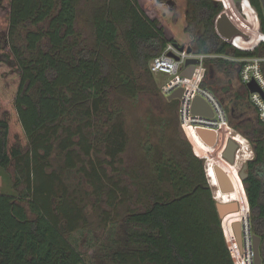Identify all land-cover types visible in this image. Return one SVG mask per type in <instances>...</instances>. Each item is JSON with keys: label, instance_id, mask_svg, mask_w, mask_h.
Masks as SVG:
<instances>
[{"label": "trees", "instance_id": "16d2710c", "mask_svg": "<svg viewBox=\"0 0 264 264\" xmlns=\"http://www.w3.org/2000/svg\"><path fill=\"white\" fill-rule=\"evenodd\" d=\"M82 1L0 0V33L5 36L0 42V167L25 164L35 214L30 218L15 195L0 192V264H87L64 236L53 205L58 177L48 172L47 161L56 142L70 167L75 165L73 152L90 157L101 146L104 157L87 174L102 186L104 165L120 161L129 140L117 97L140 100L152 93L167 112L178 113L180 100L161 94L150 63L169 43H179L150 6L144 0H99L92 39L78 26ZM250 3L264 32L261 1ZM187 8L191 26L186 31L193 35L194 52L229 57L209 58L206 64L220 71L238 66L240 71L242 63L230 58L264 57V40L248 50L216 32L221 3L187 0ZM214 84L204 79L201 86L213 89ZM2 93L10 96V106ZM245 93L241 102L225 109L229 124L253 146L243 185L264 264V126L257 114L245 115ZM168 120L156 119L161 134L153 143L145 140L144 156L123 169L124 190L115 182L109 189L111 199L119 189L127 195L128 240L138 248L132 255L117 253L119 262L236 264L205 159L187 139L167 134ZM61 132L68 138H60ZM63 211L74 231L75 214Z\"/></svg>", "mask_w": 264, "mask_h": 264}, {"label": "rangeland", "instance_id": "374dc122", "mask_svg": "<svg viewBox=\"0 0 264 264\" xmlns=\"http://www.w3.org/2000/svg\"><path fill=\"white\" fill-rule=\"evenodd\" d=\"M144 1L150 6L162 24L174 35L179 44L188 46L192 43L193 35L188 33L185 27L184 5L179 3V8L175 10L166 2L160 0ZM219 1L224 9L219 15L223 17L221 19L219 18L218 25L220 31H217V25H215L216 32H219L220 34H218L224 40L231 39L233 34L226 31L224 27L220 25V21H224L226 16L231 19L233 18V20L245 30L244 34L235 41V45L242 49H253L261 40V36L257 31V21L255 20L253 9L244 2L246 0ZM178 2H181V0H178ZM80 6L83 9V14L80 16L78 26L83 28L88 36L94 39L93 22L96 10L100 9L99 0H89L88 2L83 0ZM244 18H246V21ZM217 21L218 19H216V22ZM0 42H5V36L1 33ZM237 67L238 66L228 67L227 70L220 71L214 64H207L205 79L207 82L215 81L213 89L211 88V90L222 101L226 109L233 108L236 103L242 101V98L245 97L246 94L240 80V71H238ZM154 77L160 88L170 79V75L162 72L154 73ZM161 94H163L162 91ZM2 97L3 103L10 106V96L2 93ZM115 104L123 106L124 108L123 119L129 135V140L121 160L116 161L113 165L107 163L104 165L106 167L107 176L101 182L102 186H100L99 183H92V180L87 174L95 161L98 158L104 157L101 146L98 147V152L93 151L90 157L85 154L77 155V153L75 154V152H73L72 158L74 159L75 165L70 167L64 151L56 142L47 161L49 166L48 172H54L58 177L53 205L57 206L55 210H57L56 212L59 216L60 228L64 236L81 254L87 264H120L117 253L123 252L132 255V253L138 249L137 246H134L128 240V235L131 230L127 224L129 213L128 202L126 201L127 195L119 189L116 198L111 199L109 197V189L114 187L113 182L118 184L120 188L126 185L127 175L124 174L123 169L126 166L127 169H129L138 159L144 156L143 145L145 144V140L153 143L162 132L160 122H156L158 118L169 119L168 121H170V124L167 123L165 125L167 134L173 138H178V140L187 139L193 145L194 152L205 159L206 166L208 161L209 166L211 162H217L215 165H220L229 176L230 170L237 184V191L224 194L219 191L215 178L211 179L210 182V178L213 177L214 174L212 169L209 168L207 177L212 187L214 197L217 201L218 199L220 201H237L239 207L241 209L243 208L242 212L247 214V211L245 212V208H247V195H245L246 192L243 181L239 176V171L248 160L245 158L249 156V147L247 141L239 134L241 132L236 129L230 131L224 125L221 129L220 142L218 146L211 151L201 142L190 125L188 126L187 124L186 129L183 127L179 117V109L178 113L174 111L167 112L163 108L161 101L152 93L144 95L140 100L117 97ZM249 114L252 116L255 113H245V115ZM239 120L240 118L238 121ZM72 126L75 128V124ZM149 134L151 137H149ZM232 136L241 144L239 156L235 165H231L227 162L221 153L227 143V138ZM60 138L67 139L68 137L61 132ZM249 143L250 146L253 147L250 140ZM24 151H26V148ZM224 165H226L229 170H227ZM24 166L25 164L23 162H13L7 168L0 167V192L15 195L17 201H21L25 205L28 216L34 218L35 214L31 211L29 205V202L33 199V193L31 189H29L27 172L26 169H23ZM236 197L245 200V206L237 199H233ZM63 209H69L75 214V219L71 217L75 220L76 229L74 231H70L71 223L65 216ZM245 217L246 216H244V218ZM244 218L242 216L241 219L243 220ZM223 220L224 218L222 219V224L228 245L231 251L235 252L234 241L233 243L231 242V235L228 234ZM231 234L234 240L235 236L232 227Z\"/></svg>", "mask_w": 264, "mask_h": 264}, {"label": "built area", "instance_id": "2783aa9c", "mask_svg": "<svg viewBox=\"0 0 264 264\" xmlns=\"http://www.w3.org/2000/svg\"><path fill=\"white\" fill-rule=\"evenodd\" d=\"M244 2L247 3L251 9H253L254 17L255 20L257 21V31L261 36V40H264V32L262 31L261 21L259 19L256 9L251 5L250 0H246ZM262 8L264 15L263 5ZM219 15L216 17L218 21L216 22L215 20V25H217L216 26L217 31H220L218 25L219 18L220 19L223 18L220 17ZM226 20L230 21L235 27L239 29V31H241V33L233 34V37L231 39H225L226 41L234 43L239 37H241L244 34L245 30L235 20H233V18L231 19L228 18V16H226ZM244 20L246 21V18H244ZM170 52L173 53L175 56L169 55ZM189 57L198 58L200 60V62L195 65L193 75L190 78L182 75V71L186 68L185 62ZM215 57L229 58L224 55L213 54V53H197V52L188 53L186 50L183 51L180 50L176 44L169 43L162 54L152 59L150 63V68L153 73L162 72L170 75V79L161 87V91L164 96L167 97L169 94H171L174 90L178 88L184 89L182 97L179 98L180 100L179 117L181 124L185 129L187 127L186 126L187 124L188 126L190 125V127L192 128H194L198 124L212 125L218 128L221 136V129L224 125L230 131L234 130L229 124L227 111L221 100L211 89L201 86V83L205 79V74L207 69L206 61L209 58H215ZM230 59L242 63L240 68V79L241 82L247 88H248V84H250L251 82H256L257 85L260 87L262 92L249 91V96L251 103L253 104V106L257 111V116L264 126V71L262 68V62L264 61V57L251 56V57L230 58ZM196 94H201L211 103L213 109L216 112L215 118H206L200 115H194L191 112L192 99L195 97ZM239 134L243 137L244 140L247 141L249 147V156L246 157L245 159L253 158L254 150L253 147L250 146L249 140L243 134L241 133ZM232 137L234 138V136ZM239 145H240L239 148L240 150L241 144L239 143ZM239 150L237 151V158L239 156ZM246 213H247L245 215L246 217L240 221L242 224V243H243L242 248H240L236 240V237H234L235 252H232V255L236 264H255L254 253H253L254 231L252 229L251 213H250L248 201H247Z\"/></svg>", "mask_w": 264, "mask_h": 264}, {"label": "water", "instance_id": "95a60500", "mask_svg": "<svg viewBox=\"0 0 264 264\" xmlns=\"http://www.w3.org/2000/svg\"><path fill=\"white\" fill-rule=\"evenodd\" d=\"M262 5L264 6V0H260ZM217 3V0H214ZM220 25L224 27V29L232 34L241 33L237 27H235L230 21H227L226 18L224 21H220ZM180 50H186L188 53H193L194 49L191 46L179 45L176 44ZM171 56H175L173 53H169ZM177 58V57H176ZM200 60L198 58L189 57L186 62V68L182 71V75L185 77H192L195 65L198 64ZM248 89L250 92L261 91L260 87L256 82H251L248 84ZM183 88H178L174 90L171 94L167 96L168 99H179L183 95ZM191 112L194 115H200L206 118H215L216 112L213 109L211 103L201 94H196L192 99L191 104ZM194 132L200 138V140L206 144L209 148H215L218 146L220 142V133L216 126L212 125H203L198 124L194 127ZM239 143L233 138L230 137L225 145V148L222 152L223 158L229 162L231 165H235L237 162V151L239 150ZM217 178L220 182V189L225 194H230V191L233 190V183L230 176L221 168L220 165L214 166ZM239 176L242 181L246 179L248 176L247 172V163L245 162L239 171ZM217 210L219 212L220 217L223 219L228 215L237 213L241 211L239 207V203L237 201H217ZM232 228L234 231V235L236 240L240 246L243 247L242 243V224L241 222L235 221L232 223ZM261 244V236L254 233L253 234V253H254V262L255 264H262L263 258L261 256L260 251Z\"/></svg>", "mask_w": 264, "mask_h": 264}, {"label": "bare ground", "instance_id": "6f19581e", "mask_svg": "<svg viewBox=\"0 0 264 264\" xmlns=\"http://www.w3.org/2000/svg\"><path fill=\"white\" fill-rule=\"evenodd\" d=\"M193 130H194V128H193ZM196 134V133H195ZM198 137V136H197ZM220 138H221V136H220ZM230 137H228L227 138V141H228V139H229ZM200 139V138H199ZM235 139V138H234ZM236 140V139H235ZM226 141V142H227ZM202 142V141H201ZM203 143V142H202ZM204 144V143H203ZM209 150H214L215 148H209L206 144H204ZM225 148V147H224ZM224 148H223V150H224ZM223 152V151H222ZM221 152V153H222ZM217 162H215V163H213V162H211V164H210V166H209V161H208V164H207V175H208V173H209V168L210 169H212V172H213V174H214V176L213 177H209L210 178V182H211V179H213V178H215V180H216V182H217V184H218V187H219V191L221 192V193H223V191L220 189V182H219V180H218V178H217V175H216V171H215V168H214V165L216 164ZM225 166V168L227 169V170H229L228 169V167L226 166V165H224ZM229 174H230V176H231V179H232V183H233V190L232 191H230V193H233V192H236L237 191V184H236V182H235V179L233 178V176H232V174H231V172H230V170H229ZM244 190V189H243ZM218 199V198H217ZM233 199H237L238 201H240V203L242 202L243 204H244V202H245V200H243V199H241V198H239V197H236V198H233ZM219 200V199H218ZM220 201V200H219ZM221 201H224V200H221ZM229 201H231V200H229ZM225 202H227V201H225ZM244 206H245V204H244ZM243 206V207H244ZM243 211V208L241 209V211L240 212H238V213H234V214H231V215H228V216H226L225 218H224V223H225V225H226V228H227V232H228V234H230L231 235V242L233 243V237H232V234H231V227H232V223L233 222H235V221H241L242 219V216H243V218H244V216L246 215L245 213H243L242 212ZM247 211V208H245V212ZM242 212V213H241ZM233 233H234V231H233ZM235 236V235H234Z\"/></svg>", "mask_w": 264, "mask_h": 264}, {"label": "flooded vegetation", "instance_id": "af4514ba", "mask_svg": "<svg viewBox=\"0 0 264 264\" xmlns=\"http://www.w3.org/2000/svg\"><path fill=\"white\" fill-rule=\"evenodd\" d=\"M162 2H166L167 4H169V6L172 8V9H177L179 8L178 6H180V4L184 5V14H185V22H186V25L185 27L187 26H191L190 25V22L188 20V17H187V14H188V8H187V0H181V2H178V0H162ZM180 3V4H179ZM191 30H195L196 33L198 34H202L203 31H201V29H197L196 26H193ZM190 33V32H188ZM192 35V33H190Z\"/></svg>", "mask_w": 264, "mask_h": 264}, {"label": "crops", "instance_id": "0c3cea01", "mask_svg": "<svg viewBox=\"0 0 264 264\" xmlns=\"http://www.w3.org/2000/svg\"><path fill=\"white\" fill-rule=\"evenodd\" d=\"M178 42V41H177ZM187 42V41H186ZM182 45H185V44H182ZM186 46V45H185ZM188 46H190V45H188ZM241 80V79H240ZM242 83V82H241ZM243 84V83H242ZM243 87H244V89H245V91L247 92V95H246V100H244L243 102H247V104H248V112H253V113H255V114H257V111H256V109H255V107L253 106V104L251 103V101H250V96H249V90H248V88L243 84ZM235 130V129H234ZM235 135V134H234ZM245 195H246V193H245ZM246 202H247V198H246Z\"/></svg>", "mask_w": 264, "mask_h": 264}, {"label": "clouds", "instance_id": "9594fccd", "mask_svg": "<svg viewBox=\"0 0 264 264\" xmlns=\"http://www.w3.org/2000/svg\"><path fill=\"white\" fill-rule=\"evenodd\" d=\"M231 126V125H230ZM232 127V126H231ZM233 128V127H232ZM234 129V128H233ZM251 159V158H250ZM206 171H207V167H206ZM247 198V197H246ZM248 201V200H247Z\"/></svg>", "mask_w": 264, "mask_h": 264}]
</instances>
